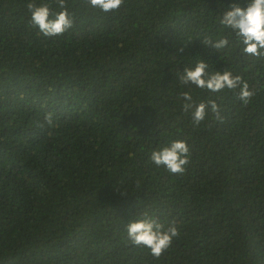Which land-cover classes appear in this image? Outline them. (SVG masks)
<instances>
[{"label":"trees","instance_id":"obj_1","mask_svg":"<svg viewBox=\"0 0 264 264\" xmlns=\"http://www.w3.org/2000/svg\"><path fill=\"white\" fill-rule=\"evenodd\" d=\"M29 2L0 0V264H264V59L217 19L246 0H124L109 13L67 0L74 26L55 37L30 24ZM200 59L241 75L251 103L181 85ZM184 91L216 100L223 121L209 111L194 127ZM177 139L190 146L183 176L150 160ZM144 212L180 230L159 259L127 239Z\"/></svg>","mask_w":264,"mask_h":264},{"label":"clouds","instance_id":"obj_2","mask_svg":"<svg viewBox=\"0 0 264 264\" xmlns=\"http://www.w3.org/2000/svg\"><path fill=\"white\" fill-rule=\"evenodd\" d=\"M52 4H55L59 10L53 12L52 5L47 2L38 5L35 0H31L27 3L31 14L30 24L38 28L39 32L46 37L63 35L74 26L67 0H52ZM123 4L124 0H84L83 6L109 13L118 11ZM217 19L223 29L230 30V34H235L237 41L242 45L243 53L257 59H264V0H246L244 4L233 3L228 10L220 13ZM202 42L218 51L229 45L227 37L213 41L210 36H206ZM177 76L181 85H191L202 91L219 93L227 89L235 93L244 106L251 103L252 97L256 95V90L251 88L241 75L234 74L228 69L209 71V64L203 59L197 60L194 66L186 65L184 71L178 72ZM180 99L183 101V111L191 116L194 127H198L206 119L209 111L214 115L215 120L223 121L220 106L216 100L197 102L193 99L191 91L181 92ZM45 124L53 125L51 112L47 113L43 123H38L37 126L44 127ZM190 155V146L187 141L177 139L154 149L150 160L172 175L183 176L191 162ZM126 232L128 242L132 246L147 248L156 259L167 252L174 240L180 236V230L175 221L165 226L148 212H144L139 219L128 223Z\"/></svg>","mask_w":264,"mask_h":264}]
</instances>
